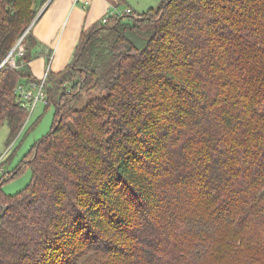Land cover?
Returning <instances> with one entry per match:
<instances>
[{
    "label": "trees",
    "instance_id": "obj_1",
    "mask_svg": "<svg viewBox=\"0 0 264 264\" xmlns=\"http://www.w3.org/2000/svg\"><path fill=\"white\" fill-rule=\"evenodd\" d=\"M34 2L0 0V62ZM23 42L0 67L6 148L28 114L15 89L37 81ZM45 90L51 128L8 177L30 182L0 190V264H264V0L100 19Z\"/></svg>",
    "mask_w": 264,
    "mask_h": 264
},
{
    "label": "crops",
    "instance_id": "obj_2",
    "mask_svg": "<svg viewBox=\"0 0 264 264\" xmlns=\"http://www.w3.org/2000/svg\"><path fill=\"white\" fill-rule=\"evenodd\" d=\"M37 14L32 20L31 33L39 41L36 49L39 55L30 62L35 79L43 76L48 69L59 72L71 60L80 33L100 21L108 12L124 13L126 0H40ZM114 10V11H111ZM135 11V10H134ZM36 18V19H35ZM50 53L49 60L46 55Z\"/></svg>",
    "mask_w": 264,
    "mask_h": 264
},
{
    "label": "rangeland",
    "instance_id": "obj_3",
    "mask_svg": "<svg viewBox=\"0 0 264 264\" xmlns=\"http://www.w3.org/2000/svg\"><path fill=\"white\" fill-rule=\"evenodd\" d=\"M40 2V0H35L34 5L38 7ZM161 2L162 0H126L125 3L119 6V10L122 11L125 5H129L135 12H141L148 8L156 7L160 5ZM54 110L55 108L52 104L46 105L42 101H39L32 110H28L24 125L18 134L10 141V147L8 148H6L8 127L6 123H3L0 128V154L4 152V156L3 154L0 156L2 159L4 158V160L7 158V160L3 163L2 161L0 162L2 163L0 164V176L3 172L5 174V172L11 171L19 163L30 146L48 133L53 122ZM10 175V172L5 175L4 179L6 180L0 185L1 192L8 195L15 194L25 188L30 182L32 171L30 166L26 165L13 177L8 178ZM4 179H0V182Z\"/></svg>",
    "mask_w": 264,
    "mask_h": 264
},
{
    "label": "built area",
    "instance_id": "obj_4",
    "mask_svg": "<svg viewBox=\"0 0 264 264\" xmlns=\"http://www.w3.org/2000/svg\"><path fill=\"white\" fill-rule=\"evenodd\" d=\"M129 12H130L129 8H126L124 11V13H129ZM121 14L122 13L120 12H108L101 18V21L106 22L109 16H117ZM25 32L26 30L24 31V33ZM24 50L25 47H24L23 37L22 38L20 37L15 43V45L12 47V49L9 51V53L7 54L4 63L7 62L12 66L16 65L17 57L22 56ZM47 73H48V69L45 71L43 76L40 77L37 81L28 82L26 84H19L15 89L19 100L27 110H32L39 101H42L44 104L46 103L45 84H46ZM2 154L4 156V152L1 153L0 155L2 156ZM1 156H0V162L2 161Z\"/></svg>",
    "mask_w": 264,
    "mask_h": 264
},
{
    "label": "water",
    "instance_id": "obj_5",
    "mask_svg": "<svg viewBox=\"0 0 264 264\" xmlns=\"http://www.w3.org/2000/svg\"><path fill=\"white\" fill-rule=\"evenodd\" d=\"M40 13H41V11H40ZM40 13H38V15L36 16V18L39 16ZM36 18H35V19H36ZM31 25H32V22L30 23V25H29L28 28L26 29V32L30 29ZM26 32H25V33H26ZM25 33L22 34L21 38L24 37V34H25ZM5 59H6V57L1 61V63H0V67L3 65Z\"/></svg>",
    "mask_w": 264,
    "mask_h": 264
}]
</instances>
